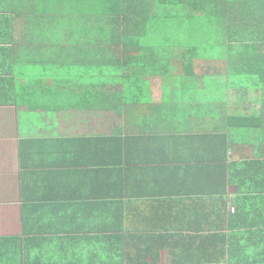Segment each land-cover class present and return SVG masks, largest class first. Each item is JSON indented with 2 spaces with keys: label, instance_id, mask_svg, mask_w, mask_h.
I'll use <instances>...</instances> for the list:
<instances>
[{
  "label": "crops",
  "instance_id": "0c3cea01",
  "mask_svg": "<svg viewBox=\"0 0 264 264\" xmlns=\"http://www.w3.org/2000/svg\"><path fill=\"white\" fill-rule=\"evenodd\" d=\"M62 1L0 0V264H264L255 79Z\"/></svg>",
  "mask_w": 264,
  "mask_h": 264
},
{
  "label": "trees",
  "instance_id": "16d2710c",
  "mask_svg": "<svg viewBox=\"0 0 264 264\" xmlns=\"http://www.w3.org/2000/svg\"><path fill=\"white\" fill-rule=\"evenodd\" d=\"M67 4H66V3ZM62 1L61 16L71 11L92 15L97 32L108 37L169 38L166 22L174 19L170 38L216 41L224 51L227 70L255 79L264 91V31L239 27L238 20L261 23L264 0H70ZM84 9H80L81 7ZM171 15H168L170 14ZM65 15V16H64ZM177 22V24L175 23ZM243 24V23H242ZM63 26V25H62ZM201 27V28H200ZM96 31V30H95ZM181 32L180 35L176 33ZM150 33V36H149ZM202 34L199 36V34ZM157 35V37H156ZM209 37H214L213 39ZM218 48V47H216ZM187 57L188 54H186Z\"/></svg>",
  "mask_w": 264,
  "mask_h": 264
},
{
  "label": "rangeland",
  "instance_id": "374dc122",
  "mask_svg": "<svg viewBox=\"0 0 264 264\" xmlns=\"http://www.w3.org/2000/svg\"><path fill=\"white\" fill-rule=\"evenodd\" d=\"M168 15H171V12H170V14H168ZM176 24H177V22H175ZM166 27H168V29H167V34H168V36H169V38H170V35H172V29H173V26H174V19H172L171 20V17H168V21L166 22ZM201 28V27H200ZM176 33V32H175ZM181 34V32H179V33H176V35H180ZM202 34L200 33L199 34V36H201ZM149 36H150V33H149ZM156 37H157V35H156ZM209 38H211V39H213L214 37H209ZM180 40H184V41H187L188 43H192V44H194V46H195V44H196V42L197 43H199V44H206V42L208 41V40H206V42H205V40H204V38L202 37V39L201 38H199V39H197V40H191V39H189V38H187L185 35H182V37L180 38ZM174 46H178V44H173ZM188 47V46H187ZM191 48V47H190Z\"/></svg>",
  "mask_w": 264,
  "mask_h": 264
},
{
  "label": "built area",
  "instance_id": "2783aa9c",
  "mask_svg": "<svg viewBox=\"0 0 264 264\" xmlns=\"http://www.w3.org/2000/svg\"><path fill=\"white\" fill-rule=\"evenodd\" d=\"M230 209L232 210L233 208H232V207H230Z\"/></svg>",
  "mask_w": 264,
  "mask_h": 264
}]
</instances>
